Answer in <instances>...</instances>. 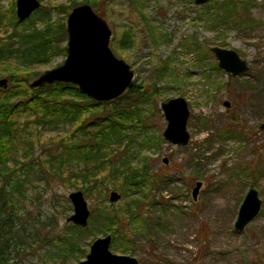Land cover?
Wrapping results in <instances>:
<instances>
[{"label":"rangeland","instance_id":"rangeland-1","mask_svg":"<svg viewBox=\"0 0 264 264\" xmlns=\"http://www.w3.org/2000/svg\"><path fill=\"white\" fill-rule=\"evenodd\" d=\"M223 1L196 5L194 0H96L102 10L100 16L111 29L109 46L114 55L130 65L135 85H154L157 96L149 95L151 98L141 106L146 135L162 136L167 122L160 103L181 96L188 103L190 139L181 146L162 136L160 143L154 141L153 146L142 150L121 145L114 156L120 158L125 151L127 158L134 160L133 165L145 163L152 178L146 180L143 190L150 182L153 184L145 194L125 195L117 202H110L108 197L111 190L121 194L120 180L109 181L105 195L100 196L94 189L83 191L73 174L61 177L47 169L42 174L37 169L39 163L34 162L35 171L29 170L21 211L37 223L36 228L52 215V233L59 232L73 211L68 195L82 190L90 209L89 227L101 226L93 214L99 208L110 204L124 207L132 199L139 203L147 226L145 232L138 233L134 252L128 254L135 256L138 264H264V130L259 127L264 120V0H250L253 2L248 8L238 5L248 23L234 18L227 24L221 18L228 12L232 14L230 10L219 11ZM13 2L0 0V17L5 14L1 35L10 32L5 16L13 8L15 11ZM40 2L71 4L69 0ZM81 3L76 0L75 5ZM207 19L216 24H208ZM125 29L132 31L134 44L121 51L114 44ZM212 46L235 50L248 63V71L232 76L218 68ZM64 59L65 55L60 54L46 65L35 66L37 74L30 82ZM128 95L132 100L136 97L132 92ZM151 100L157 104L154 110ZM225 100L230 101L229 107L223 104ZM48 136L43 133L34 137L39 144L34 157L41 155ZM17 169H21L19 165ZM196 181L202 185L194 200L191 190ZM251 187L262 200L261 210L238 231L234 222ZM41 230L45 233L48 228L42 226ZM94 234H83L85 253L78 252V258L60 260L45 246L39 252L33 249L20 253L17 264H77L91 241L105 233L94 230Z\"/></svg>","mask_w":264,"mask_h":264},{"label":"trees","instance_id":"trees-1","mask_svg":"<svg viewBox=\"0 0 264 264\" xmlns=\"http://www.w3.org/2000/svg\"><path fill=\"white\" fill-rule=\"evenodd\" d=\"M69 1L71 4L41 2L40 7L23 21L17 18L13 2V11L5 16L10 32L1 35L0 28V76L8 79L7 87L0 89V264H17L20 253L33 249L39 252L45 246L60 260L71 256L78 258V252L85 253L83 234L87 231L95 235L94 230L110 233L111 249L117 253H133L138 233L145 232L147 226L139 203L134 199L124 207L110 204L97 209L93 214L101 221V226L80 227L67 223L56 234L52 233L55 226L52 215L45 223L39 222L36 228L37 223L21 211L29 170L35 171L34 162L39 163L37 169L42 174L45 169L61 177L73 174L78 177L83 191L89 193L94 189L100 196L105 195L107 183L116 179L120 180L121 197L138 192L145 194L153 184L150 182L143 190L146 180L152 178L145 163L133 165L134 160L128 159L125 151L120 158H116L114 152L121 145L142 150L145 146H153L154 141L161 142V134L146 135L148 129L141 116V106L151 98L149 95L157 96L154 85L140 88L132 83L127 91L136 95L133 100L125 92L106 102L90 99L70 83L29 86L31 78L37 74L35 66L46 65L56 55H66V16L70 6L76 3V0ZM82 2L91 4L99 15L102 12L96 0ZM238 5L246 8L248 0L221 2L219 10L224 13L230 10L232 14H223L221 22L232 23L236 18L248 23ZM4 15L0 17V25ZM207 23L215 25L216 21L207 19ZM131 32L125 29L114 44L115 48L123 51L132 47ZM150 104L153 110L157 108L154 100ZM43 133L49 136L41 155L34 157L39 145L34 137ZM18 165L21 169H17ZM42 226L48 228L45 233Z\"/></svg>","mask_w":264,"mask_h":264},{"label":"water","instance_id":"water-1","mask_svg":"<svg viewBox=\"0 0 264 264\" xmlns=\"http://www.w3.org/2000/svg\"><path fill=\"white\" fill-rule=\"evenodd\" d=\"M209 0H194L196 4ZM40 0H15V13L20 21L31 16L40 7ZM66 55L61 64L47 69L33 79L31 88L52 83H70L76 85L79 91L96 102H106L119 98L132 84L134 72L130 65L112 52L109 43L111 29L107 21L91 6L84 2L73 6L66 16ZM218 60V66L233 76L242 75L248 70L247 62L230 48L215 46L211 48ZM7 78H0V87H7ZM229 101H224L229 106ZM160 108L166 120L162 132L164 139L172 144L186 145L190 135L187 130L189 108L184 97L169 98L160 103ZM264 129V120L260 124ZM264 147V143H263ZM166 163L167 159L164 158ZM202 185L197 181L191 190L195 200ZM68 198L73 211L66 218L67 222L86 227L90 209L82 190L70 192ZM110 202H117L121 194L111 190ZM262 200L255 188L246 192L239 206L234 228L242 231L258 214ZM112 235L110 233L95 237L89 246L85 257L77 264H138L135 256L115 253L111 249Z\"/></svg>","mask_w":264,"mask_h":264},{"label":"flooded vegetation","instance_id":"flooded-vegetation-1","mask_svg":"<svg viewBox=\"0 0 264 264\" xmlns=\"http://www.w3.org/2000/svg\"><path fill=\"white\" fill-rule=\"evenodd\" d=\"M252 2H253V1L248 0V5H249L250 3H252ZM194 3H195V2H194ZM206 3H207V2H206ZM195 4H196V3H195ZM204 4H205V3H202V4H196V5H204ZM248 5H247V8H248ZM91 6H92V5H91ZM138 6H141V5H138ZM141 7H142V6H141ZM130 8H131V7H130ZM142 8H143V7H142ZM218 8H219V7H218ZM131 9H132V8H131ZM131 9H130V11H131ZM132 11H133V9H132ZM219 11L221 12V10H219ZM219 11H218V12H219ZM139 16H140V15H139ZM201 16H203V14H201ZM250 22H251V21H250ZM111 39H112V38H111ZM111 39H110V41H111ZM212 47H215V46H212ZM212 47H211V48H212ZM219 47H222V46H219ZM211 48H210V50H211ZM224 48H226V47H224ZM230 49H231V48H230ZM211 52H212V50H211ZM213 54H214V53H213ZM214 56H215V54H214ZM215 57H216V56H215ZM240 58H241V57H240ZM216 59H217V58H216ZM241 59H242V58H241ZM243 60H244V59H243ZM247 65H248V63H247ZM217 66H218V60H217ZM218 68H219V66H218ZM220 69H221V68H220ZM248 69H249V66H248ZM221 70H222V69H221ZM247 71H248V70H247ZM225 72H226V71H225ZM232 76H233V75H232ZM133 78H134V77H133ZM132 83H134V82L132 81ZM130 86H131V85H130ZM137 86H139V85H137ZM126 91H127V90H126ZM126 91H125V92H126ZM125 92H124V93H125ZM124 93H123V94H124ZM123 94H122V95H123ZM225 101H226V100H225ZM227 101H229V100H227ZM229 103H230V101H229ZM187 104H188V103H187ZM223 104H224V102H223ZM229 106H230V104H229ZM229 106H228V107H229ZM226 107H227V106H226ZM261 123H262V122H261ZM259 127H260V125H259ZM260 129H261V128H260ZM262 130H264V129H262ZM263 143H264V142H263ZM196 182H197V181H196ZM258 195H259V194H258ZM261 206H262V203H261ZM260 210H261V207H260ZM260 210H259V212H260ZM259 212H258V214H259ZM258 214H257V215H258ZM257 215H256V216H257ZM254 219H255V218H254ZM254 219H253V220H254Z\"/></svg>","mask_w":264,"mask_h":264},{"label":"bare ground","instance_id":"bare-ground-1","mask_svg":"<svg viewBox=\"0 0 264 264\" xmlns=\"http://www.w3.org/2000/svg\"><path fill=\"white\" fill-rule=\"evenodd\" d=\"M68 223H71V222H68ZM72 224V223H71ZM80 227H82V226H80Z\"/></svg>","mask_w":264,"mask_h":264}]
</instances>
